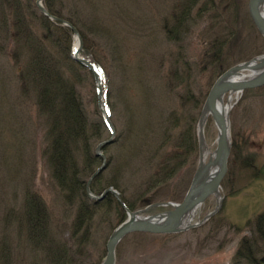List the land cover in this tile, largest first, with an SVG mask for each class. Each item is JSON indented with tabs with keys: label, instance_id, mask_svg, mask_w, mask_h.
<instances>
[{
	"label": "rangeland",
	"instance_id": "1",
	"mask_svg": "<svg viewBox=\"0 0 264 264\" xmlns=\"http://www.w3.org/2000/svg\"><path fill=\"white\" fill-rule=\"evenodd\" d=\"M62 1L67 15L80 17L86 25L101 23L107 36L121 42L124 55L134 68L130 79L125 81L121 67L113 62L105 43L107 38L95 39L97 43L88 57L101 62L108 73L106 101L112 106L111 120L116 132L114 141L103 150L110 162L101 177L96 178L94 192L99 194L103 188L113 186L109 185L110 181L121 178L122 184L117 190L134 202L136 209L155 202L182 201L199 163V151L190 152L189 149L192 138L189 137L188 142L186 139L184 145L185 151L181 155L184 163L170 160L178 169L171 178L154 185V178L149 181V177L178 150L182 130L188 133L192 124L197 138L201 110L193 108V103L183 106L180 97L186 89L191 88L196 97L202 93L206 99L222 72L236 63L264 54V37L250 16L249 0L200 1L192 12L189 28L178 42L168 39L166 25L173 22L176 6L182 0ZM215 25L216 29H213ZM88 34L93 35L92 32ZM76 39L74 35L72 46ZM151 40L157 44L148 45ZM16 44L10 37L6 50H0V237L8 233L2 224V206L19 208L28 186L44 197L57 223L62 225L68 219L70 224L74 217V209L65 206L43 156L46 128L44 118L38 114L35 94L22 95L18 80L20 66L13 58ZM213 46L222 48L223 69L212 62ZM82 54L87 56L83 50ZM176 63L183 81L179 85L173 84L170 89L166 82L170 80ZM157 77L161 79L159 83ZM103 85L106 96L105 81ZM82 93L90 111L98 107L103 116L95 79L93 84H82ZM233 102L231 136L233 146H237L241 154L240 157L233 153L230 156L228 172L222 183L224 201L221 208L207 222L183 232L166 235L135 232L128 235L117 247L116 264H233L240 241L253 234L255 219L264 211V86L246 89ZM128 106L135 113H131L134 116L130 133ZM173 111H177L181 121L178 127L168 126L166 117ZM164 119L165 126L161 124ZM135 127L141 131L140 136ZM169 132L172 133L170 139ZM205 134L208 146L214 151L218 128L212 118L207 122ZM110 136L108 130L104 139ZM125 153L130 161L121 173L120 155ZM243 159H249L250 165L244 164ZM145 198L149 199L148 203ZM216 206V198L209 197L199 208L193 223L202 220ZM168 208L156 207L146 214ZM125 218L126 213L122 219L115 204L103 207L94 221L91 240L85 251L78 255V261H81L78 263L101 264L112 231ZM64 231L66 238L69 234L65 227ZM12 238L15 245L19 244L16 253L24 249L30 264L36 256L31 255L30 247L21 246L16 227L12 229ZM21 259V254L17 259L15 254L17 264H22Z\"/></svg>",
	"mask_w": 264,
	"mask_h": 264
},
{
	"label": "trees",
	"instance_id": "2",
	"mask_svg": "<svg viewBox=\"0 0 264 264\" xmlns=\"http://www.w3.org/2000/svg\"><path fill=\"white\" fill-rule=\"evenodd\" d=\"M200 1L202 0H182L180 4L178 3L173 22L166 25L168 39L173 42L183 39L186 28H189L192 20V12ZM62 4V0L61 2L59 0H44V5L50 13L66 18L77 27L84 41L83 52L87 56L93 52L97 37H100V40L107 38L105 43L111 51L113 62L119 64L125 76H123L124 80L128 81L134 68L130 60L125 57V49L121 42L107 36L101 23L91 22L86 25L80 17L72 14L67 15ZM213 29H216V25ZM91 32L94 37H92L93 35L90 37L88 34ZM73 36L72 29L43 14L34 0H0V50L3 52L6 50V42L10 37L17 43L13 58L20 66L18 80L21 84L22 95L29 97L32 93L35 94L38 114L45 121L44 139L46 144L43 149L45 162L51 170L54 185L65 206L74 209V217L70 224H68V219H65L62 225L57 223L56 217L49 209L44 197L32 186L27 187L19 208L7 204L2 206L3 201L1 200V206L4 207L2 224L8 233L0 237V264H17L15 254L16 259L17 255L21 254L22 264H28L24 249H21L22 252L16 253L19 244L17 242L18 246L15 245L12 238V229L15 227L21 246L30 247L31 255L36 256L30 264H76L81 263L80 260L78 261V255L85 251V247L91 240L94 221L103 207L111 203L115 204L121 218L125 217V211L112 193L109 192L103 200H93L88 197L86 192L87 178L102 162L101 158L95 154V148L104 139L108 128L98 107L90 111L83 96L82 84L91 82L93 84L94 75L71 56ZM152 44H157V42L154 40L148 42V45ZM215 44H218V41ZM221 49V47L213 46L214 58L212 62L219 69H223L221 67L223 65ZM91 60L103 75L107 89L106 97H108L109 76L106 68L94 58ZM158 78L156 82L159 83L161 79ZM182 81L183 74L176 63L166 85L171 89L173 84L179 85L182 84ZM204 98L202 93L196 97L191 88L188 91L186 89V93L180 97L183 106L188 107L193 103V108L195 107L196 110H201ZM106 103L111 115L112 106L109 101ZM126 110L129 111L128 133H130L133 130L131 124L133 123L132 116L135 113L131 106H128ZM166 119L169 123L168 126L173 124L172 127H178L181 122L177 111L171 112ZM161 124L165 126V119ZM193 128L195 126L193 127L191 124L187 130L188 133L182 130V135L178 137V150L171 156L169 154L168 161H165L162 167L149 177V181L154 178V182H152L154 185L164 182L163 180L171 178L177 172L178 169L171 164V159L181 164L184 163L181 155L183 156V151H185L186 139L188 142L189 137L192 138V142L189 144L190 152L199 151ZM136 129L140 136L141 131ZM168 134V139H170L172 133ZM232 153L235 156L241 154L235 145L232 148ZM120 157V168L123 173L128 166L130 157L127 153L121 154ZM243 160L244 164L250 165L249 159ZM101 175L102 173L97 179ZM97 179L92 182L93 191L96 190ZM110 182L109 185H113L116 189H119L122 184L121 178H118L117 181L113 179ZM120 193L127 206L132 210L137 208L134 206V202L131 203L125 198L124 193ZM144 201L148 203L149 199L145 198ZM60 227L62 228L59 230ZM64 227L69 234L66 238L64 237ZM233 264H264V211L255 219L253 234L243 237L240 241Z\"/></svg>",
	"mask_w": 264,
	"mask_h": 264
},
{
	"label": "water",
	"instance_id": "3",
	"mask_svg": "<svg viewBox=\"0 0 264 264\" xmlns=\"http://www.w3.org/2000/svg\"><path fill=\"white\" fill-rule=\"evenodd\" d=\"M43 1L37 0L36 2L40 11L52 20L72 29L77 38L78 49L72 56L77 62L83 64L93 73L97 87L98 103L111 133L110 137L101 140L96 146L95 154L102 159V163L87 180L86 192L88 197L93 200H102L109 192L112 193L125 210L126 219L112 231L106 244L107 253L101 264H116L118 245L125 237L132 233L175 234L207 222L218 212L224 201L222 183L228 172L233 146L230 113L235 102H232V95L236 94L238 96L246 89L264 86V54L231 66L211 86L197 123L199 163L191 185L182 201L155 202L144 208L132 210L124 202L121 193L113 186L105 188L100 194H96L91 188L92 182L107 167V157L103 150L114 141L116 132L105 104L102 75L89 58L81 55L83 39L77 27L69 20L50 13L45 8ZM249 13L256 28L264 37V0H249ZM244 71H249L250 73L247 74ZM226 95L227 98L225 100ZM209 118L214 120L218 128L217 145L214 151H211V148L208 146L205 134ZM207 154L209 155L208 159ZM211 196H214L217 200L216 208L209 212L202 220L193 223V219L199 208ZM163 206H170L171 209L154 214H146L154 207Z\"/></svg>",
	"mask_w": 264,
	"mask_h": 264
},
{
	"label": "bare ground",
	"instance_id": "4",
	"mask_svg": "<svg viewBox=\"0 0 264 264\" xmlns=\"http://www.w3.org/2000/svg\"><path fill=\"white\" fill-rule=\"evenodd\" d=\"M77 48H78V43H77V41H76L75 44H74L73 51H76ZM240 95H241V94H239L238 96H240ZM238 96H237L236 94H233V95H232V99L235 100ZM208 154H209V153H208ZM208 154H207V155H208Z\"/></svg>",
	"mask_w": 264,
	"mask_h": 264
}]
</instances>
